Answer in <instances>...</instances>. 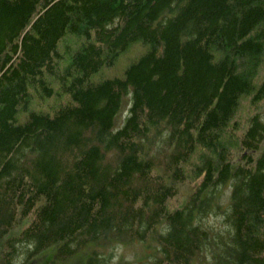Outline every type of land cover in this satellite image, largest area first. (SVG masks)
<instances>
[{"label":"trees","instance_id":"16d2710c","mask_svg":"<svg viewBox=\"0 0 264 264\" xmlns=\"http://www.w3.org/2000/svg\"><path fill=\"white\" fill-rule=\"evenodd\" d=\"M134 242L264 264V0H0V264Z\"/></svg>","mask_w":264,"mask_h":264},{"label":"rangeland","instance_id":"374dc122","mask_svg":"<svg viewBox=\"0 0 264 264\" xmlns=\"http://www.w3.org/2000/svg\"><path fill=\"white\" fill-rule=\"evenodd\" d=\"M127 105L128 102H126L123 110L119 113L116 120V127H119L124 123ZM155 245L156 242H149V246H147L146 243H140V242H134L126 245L125 244L116 245L114 248H112V254L109 257L110 260L109 262L110 264H117V262L119 261H127L129 262V264H151L152 258L150 256V253L154 252L153 246ZM83 253H85V251L71 258L68 264L88 263V259H89L88 256H90L89 255L90 253L86 252L85 253L86 255Z\"/></svg>","mask_w":264,"mask_h":264}]
</instances>
